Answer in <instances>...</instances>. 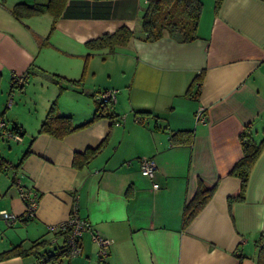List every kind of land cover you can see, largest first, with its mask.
I'll return each instance as SVG.
<instances>
[{
	"label": "crops",
	"instance_id": "0c3cea01",
	"mask_svg": "<svg viewBox=\"0 0 264 264\" xmlns=\"http://www.w3.org/2000/svg\"><path fill=\"white\" fill-rule=\"evenodd\" d=\"M49 1L0 0V122L24 132L19 141L0 137V212L15 215L9 224L0 214V252L52 238L58 264H258L264 149L245 199H230L241 189L231 175L243 157L241 134L250 131L257 143L264 138V0H220L218 9L217 0H202L198 38L190 42L180 32L145 41L148 0H68L52 32L49 13L18 19L11 12L19 3ZM123 27L137 37L113 51L89 46ZM25 74L22 90L14 89L13 78ZM201 75L199 93L188 95ZM80 79L77 86L67 82ZM103 90L117 91L106 108L113 119L63 138L39 132L56 100L74 126L91 121ZM201 108L205 120L197 117ZM106 138L87 166L73 165L75 154ZM147 158L157 164L153 178L140 169ZM202 185L215 192L184 228V208ZM19 186L37 195L32 216ZM75 207L92 228L71 256L62 254L66 235L56 227ZM94 232L113 241L104 260ZM37 263L33 255L0 261Z\"/></svg>",
	"mask_w": 264,
	"mask_h": 264
},
{
	"label": "trees",
	"instance_id": "16d2710c",
	"mask_svg": "<svg viewBox=\"0 0 264 264\" xmlns=\"http://www.w3.org/2000/svg\"><path fill=\"white\" fill-rule=\"evenodd\" d=\"M68 0H50L46 5H27L25 3H19L15 5L11 12L18 18H28L38 15L49 13L53 17V24L51 32L55 29V24L63 9L66 6ZM220 0L216 2V8L219 7ZM203 12V1L202 0H148V8L145 11L141 19V33L142 38L145 41L154 42L161 39L164 35H174L178 32L183 34L184 41L190 42L198 38V26L200 23L201 15ZM137 34L126 27L119 29L113 35H106L97 40L91 41L89 46L93 49L96 48H108L113 51L116 47L125 45L133 38H136ZM49 40V37L45 39V42ZM63 77L57 76V80L60 81ZM202 79V75L197 77L193 84L188 89V95L198 94L200 91V84L196 93L194 91L195 85ZM26 80V74H25ZM199 80V81H198ZM13 88L15 87L13 79ZM69 85L77 86L81 83L80 80H67ZM65 90L63 85H60L61 94ZM107 106L98 104V109L94 114L91 121L86 124L76 127L72 123L71 117L62 116L58 112L57 100L52 103L47 113L45 120L43 121L39 132L50 133L58 138H63L66 135L86 126L91 125L99 118H110L113 119L115 116L107 113ZM12 131L19 133L23 136V130L20 126H15ZM107 138L96 148L87 149L84 153L75 154L73 165L78 169H83L91 159L101 152L107 143ZM241 144L243 150V157L237 162L231 171V175L241 180V189L239 196L230 201H243L245 199V192L249 180L251 170L259 158L261 152L264 149V138L260 142H256L253 139L250 131L245 130L241 134ZM30 153L27 150L19 164L20 166L23 160ZM3 164L0 166V170ZM216 187L207 188L206 186H200L195 196L185 206L183 211V227L187 228L194 218L201 212L206 204L212 198ZM47 239L41 238L34 242L29 247H25L23 244L14 246L13 248L0 252V261L8 260L14 257H26L33 255L37 262L45 260L46 262H52L58 264L59 256L46 250L49 245ZM66 244V242H65ZM65 247L62 249L64 250ZM68 250H66L67 253ZM69 253V252H68ZM70 255V253H69ZM258 264H264V248L260 249V255Z\"/></svg>",
	"mask_w": 264,
	"mask_h": 264
},
{
	"label": "built area",
	"instance_id": "2783aa9c",
	"mask_svg": "<svg viewBox=\"0 0 264 264\" xmlns=\"http://www.w3.org/2000/svg\"><path fill=\"white\" fill-rule=\"evenodd\" d=\"M13 79L15 83L14 89L18 88L22 90L23 85L25 84V75L16 76ZM116 94H117L116 90L100 91L97 96V101L99 102V104L108 107L116 102ZM9 102L11 103V101ZM203 113H204V108L199 109L197 113V117H199L202 120H205V118L203 117ZM4 127H5V123L1 121L0 137L13 139L15 141H19L21 139L19 133H16L12 130H7ZM140 169L143 175L153 178L157 170V164L155 159L154 158L143 159L140 164ZM158 187H159L158 184H154L155 189H157ZM19 191L22 200L25 202L27 208L26 210L27 215L32 216L36 211V207L38 203L37 195L32 194L23 186H19ZM0 214L2 218L9 224H12L13 221L15 220V215L9 213L6 210L1 211ZM91 228L92 227L88 221L82 220L79 217L77 207L74 208L73 212L71 213L69 219L66 222L61 223L59 226L56 227V229H58L61 233L66 235V247L71 256H76L80 254L81 238L83 234L86 231H90ZM93 240L99 246V252H98L99 259L104 260L108 256V249L112 245L113 241L111 239L102 237L96 232L93 233ZM37 264H55V263L46 262L45 260H42Z\"/></svg>",
	"mask_w": 264,
	"mask_h": 264
},
{
	"label": "rangeland",
	"instance_id": "374dc122",
	"mask_svg": "<svg viewBox=\"0 0 264 264\" xmlns=\"http://www.w3.org/2000/svg\"><path fill=\"white\" fill-rule=\"evenodd\" d=\"M18 94H19V91H17V93H15V95H14V99L16 100V102L18 101ZM13 145H15V144H13ZM49 240L52 241V238L51 239H48V241ZM61 244H62V241L60 242V245ZM56 249H58V246L57 245L54 246L53 243H51V244L49 243V245L46 247V250L49 251V252H51V253H53Z\"/></svg>",
	"mask_w": 264,
	"mask_h": 264
}]
</instances>
